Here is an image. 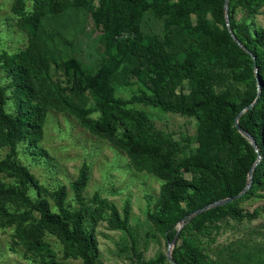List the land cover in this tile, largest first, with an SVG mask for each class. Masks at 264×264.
I'll return each mask as SVG.
<instances>
[{
  "label": "rangeland",
  "instance_id": "1",
  "mask_svg": "<svg viewBox=\"0 0 264 264\" xmlns=\"http://www.w3.org/2000/svg\"><path fill=\"white\" fill-rule=\"evenodd\" d=\"M147 1L150 8L130 21L124 13L107 19L106 11L115 0H67L69 7L61 15L41 17V58L31 45L27 26L36 9L34 2L27 0L20 9L16 0H0V85L6 88V110L18 114L10 66L23 61L28 69L25 83L43 121L39 139L24 137L18 145V161L30 169L41 190L39 193L34 186L30 195L47 199L57 212L56 195L63 192L65 206L73 212L79 202L72 185L85 164L89 172L82 190L88 209L85 225L96 237L98 260L104 264H172L167 258L170 243L151 213L165 183L179 176L194 181L201 175L197 163L207 138L201 133L200 115L189 116L143 102L113 107L117 131L112 136L103 135L92 126V121L105 116L94 92L112 91L120 99L147 93L191 103L201 96L198 88L159 64L192 58L211 71L218 93L238 103L250 95L247 84L235 77L236 67L224 53L211 49L197 28L201 18L212 30L221 26L215 5L206 6L201 15L184 16L181 23L175 18L181 0ZM41 5L40 11L45 13L46 0ZM234 5L235 0L230 2L234 9L229 23L240 38L242 28L264 29V4L257 10ZM158 11L163 12L162 17ZM70 59L76 62L77 76L92 85L82 95L72 88L75 66ZM148 133L170 146L172 169L166 170L154 157L131 150L129 136L144 140ZM7 152L0 137V159ZM212 163L232 169V143ZM14 184L12 176L0 172V185ZM252 188L249 195L232 201V207L253 217L235 216L229 208H222L216 215H202L191 222L199 213L178 222L175 229L180 232L173 249L184 253L189 246L197 247L205 264H264V179ZM188 201H182L185 208ZM126 204L130 211L125 227H112L111 209L116 207L123 219ZM7 206L19 215L25 211L11 202ZM38 218L32 211L23 224L29 228ZM23 232L15 224L0 223V264H48L52 259L83 264L79 257L65 254L56 234L46 231L42 250L31 251Z\"/></svg>",
  "mask_w": 264,
  "mask_h": 264
},
{
  "label": "trees",
  "instance_id": "2",
  "mask_svg": "<svg viewBox=\"0 0 264 264\" xmlns=\"http://www.w3.org/2000/svg\"><path fill=\"white\" fill-rule=\"evenodd\" d=\"M26 1L16 0V3L20 9H24ZM32 1L36 9L27 21L29 39L31 45L36 49L37 55L42 58L44 55L40 47L41 17L45 14L61 15L69 6L67 0H46L47 5L44 13L40 11L42 0ZM232 1L229 0V6ZM263 4L264 0H235L234 7L240 5L249 10H257ZM209 5H215L216 19L221 26L218 25L212 30L201 18L197 28L208 39L210 48L224 53L229 64L236 67L235 77L247 84L250 91L249 97L238 103L236 100L218 93L213 87L211 71L197 65L192 58H187L184 61L168 59L159 64V68L174 71L181 79H187L191 85L198 88L201 96L191 103H178L147 93L135 94L129 99H120L112 91L105 94L94 92L97 104L105 116L98 122L92 121V126L103 135L112 136L117 131V121L112 118V108H121L133 102H143L189 116H201V133L207 138L202 145L199 154L200 161L197 163L201 175L194 181L179 176L165 183L156 209L151 213L155 224L164 231L169 243L175 238L177 233L175 227L184 216L209 203L240 193L248 182L249 171L258 159L259 162L253 170V184L245 195H249L253 191L252 187L260 185L264 179V29L242 28V39L238 36L235 27L231 25V29L246 49L241 47L227 27L225 0H181L177 3L175 18L183 23L184 16L191 13L201 15ZM149 8L150 4L147 0H115L107 9L106 17L110 20L117 17L118 14L124 13L128 20L133 21L137 14H142ZM233 9L229 7L230 18H232ZM156 14L162 17L163 12L158 11ZM70 60L75 66L72 88L77 95H82L92 85L77 76L76 62L74 59ZM256 69H258V73ZM10 70L14 76L13 85L18 114L13 115L6 110V88L0 85V137L8 147V152L0 159V172H6L12 176L15 184L0 185V223L20 226V229L24 231L23 236L26 238L28 250L41 251L42 238L46 231H50L60 238L66 255L73 254L79 257L83 264H104L98 260L96 237L87 230L85 225L88 209L83 199L82 190L87 184L89 173L85 164L80 169L78 179L72 185L79 202V207L73 212L67 210L63 192L56 195L57 212L51 209L47 199L43 197L34 199L30 195V190L34 186L38 188L39 193L41 190L30 169L18 161V145L24 137L34 141L39 139L43 121L38 106L32 101L30 88L25 83V78L28 75L27 67L23 61H19L11 65ZM259 83L261 87L259 99L239 119L240 125L254 138L257 146L255 147L252 140L238 130L235 119L244 107L256 99ZM129 140L132 142L130 148L133 152L154 157L166 170L173 168L174 162L170 146L160 137L148 133L144 140L132 136H129ZM229 143L233 145L232 169H228L222 164L214 165L212 159ZM207 177H210L211 181ZM184 199H189L188 208L182 205ZM7 202L25 208V211L21 215L12 213L8 209ZM222 208H229L235 216H254L249 212L242 213L240 210L234 209L232 202H229L201 212L193 217L191 222L202 215H216ZM32 211L37 212L39 218L29 228H26L23 223L31 218ZM129 211V205L126 204L123 209V219H121L119 210L113 207L111 209V226L114 228L125 227ZM172 256L180 264H205L202 254L194 246H189L184 253L175 247ZM48 264L65 263L52 259Z\"/></svg>",
  "mask_w": 264,
  "mask_h": 264
},
{
  "label": "water",
  "instance_id": "3",
  "mask_svg": "<svg viewBox=\"0 0 264 264\" xmlns=\"http://www.w3.org/2000/svg\"><path fill=\"white\" fill-rule=\"evenodd\" d=\"M225 12H226V23H227V27H228V29H229V31H230L232 37L235 39V41H236L241 47H243L244 49H246L245 46H243V44L241 43V41L237 38V36L235 35V33L233 32V30H232L231 27H230V23H229V0H225ZM255 64H256V61H255ZM256 71H257V73H258V69H256ZM258 85H259V88H258V95H257L256 99H255L250 105L244 107V108L240 111V113L237 115V117H236V119H235V125H236V127L238 128V130H239L241 133H243L244 135H246L247 137H249V138L252 140V142H253V144H254L255 147H257V146H256V142H255L254 138L249 134L248 131H246V130L240 125V123H239V119H240L241 115H242L244 112H246L247 110L251 109V108L256 104L257 100L259 99V97H260V95H261V87H260V83H259ZM258 162H259V159L257 160L256 164H257ZM256 164H255V165H256ZM255 165H254V166H255ZM254 166H253V167L251 168V170L249 171L248 182H247V184L245 185L244 189H243L240 193H238V194H236V195H234V196H231V197H227V198H224V199H220V200L214 201V202L209 203V204H207V205H205V206H203V207H201V208H198V209L194 210L193 212H191L190 214H187L186 216H184V217L182 218L181 221L184 222V221H186V220H189V219H190L191 217H193L194 215H197V214H199V213H201V212H203V211H206V210H208V209H210V208H212V207H214V206H218V205H222V204H226V203L232 202V201H234V200L240 198L241 196H243V195H244V194H245V193L251 188V186H252V184H253V170H254ZM179 232H180V230L177 231V233H176V235H175V238L170 242L169 248H168V250H167V258H168V260H169L172 264H180V263H179L178 261H176V260L173 258V256H172L173 247H174V245H175V243H176V241H177V239H178V237H179Z\"/></svg>",
  "mask_w": 264,
  "mask_h": 264
}]
</instances>
